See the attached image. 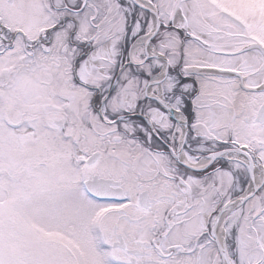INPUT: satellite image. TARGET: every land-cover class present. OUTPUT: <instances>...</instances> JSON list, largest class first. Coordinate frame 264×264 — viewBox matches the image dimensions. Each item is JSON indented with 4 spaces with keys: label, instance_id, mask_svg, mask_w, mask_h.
Returning <instances> with one entry per match:
<instances>
[{
    "label": "snow or ice",
    "instance_id": "obj_1",
    "mask_svg": "<svg viewBox=\"0 0 264 264\" xmlns=\"http://www.w3.org/2000/svg\"><path fill=\"white\" fill-rule=\"evenodd\" d=\"M0 264H264V0H0Z\"/></svg>",
    "mask_w": 264,
    "mask_h": 264
}]
</instances>
